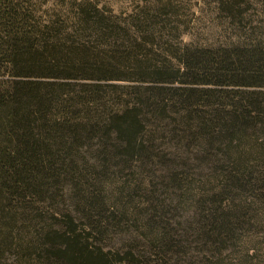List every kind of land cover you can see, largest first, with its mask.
I'll list each match as a JSON object with an SVG mask.
<instances>
[{"label": "trees", "instance_id": "obj_1", "mask_svg": "<svg viewBox=\"0 0 264 264\" xmlns=\"http://www.w3.org/2000/svg\"><path fill=\"white\" fill-rule=\"evenodd\" d=\"M165 8L0 0V264H151L174 225L226 248L264 224V46L160 49Z\"/></svg>", "mask_w": 264, "mask_h": 264}, {"label": "rangeland", "instance_id": "obj_2", "mask_svg": "<svg viewBox=\"0 0 264 264\" xmlns=\"http://www.w3.org/2000/svg\"><path fill=\"white\" fill-rule=\"evenodd\" d=\"M38 7L59 8L70 0H34ZM109 8L116 15L127 17L135 10H147L152 7L166 6L163 15L166 25L163 32L161 48L176 52L182 47L191 49H219L247 46H264V0H239V4L229 0H90ZM41 5V6H40ZM232 10L231 17L229 9ZM232 9V8H231ZM171 15V16H170ZM159 48V45H158ZM159 57L168 54L157 52ZM169 58V57H168ZM161 145V144H160ZM179 147V146H177ZM176 146L161 145V150L172 154ZM176 149V150H175ZM112 178V176H111ZM182 211L191 221L197 220V214L191 204L182 203ZM189 208V209H188ZM188 209V212H186ZM192 212L194 214H192ZM175 242L179 254L168 255L165 260L151 264H264V224L256 229L246 228L236 241L223 245H208L202 241L201 233L196 228L174 225ZM147 235V230H143ZM122 232V233H121ZM118 232L111 239L121 241L126 246L139 245V250L149 239L138 238V243L130 240L124 231ZM115 237V238H114ZM135 236H133V239ZM129 239V240H128ZM124 240V242L122 241ZM118 247V246H117ZM116 247V248H117ZM148 257V255H145ZM171 257V261H169ZM157 259V258H156ZM150 261L153 258L149 259ZM140 261V260H139Z\"/></svg>", "mask_w": 264, "mask_h": 264}]
</instances>
